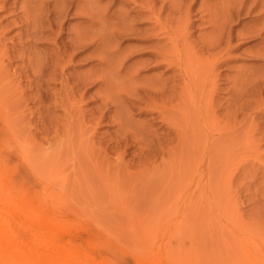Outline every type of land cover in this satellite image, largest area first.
Wrapping results in <instances>:
<instances>
[{
  "label": "rangeland",
  "instance_id": "obj_1",
  "mask_svg": "<svg viewBox=\"0 0 264 264\" xmlns=\"http://www.w3.org/2000/svg\"><path fill=\"white\" fill-rule=\"evenodd\" d=\"M156 1L153 57L146 0H0V187L95 260L264 264V0Z\"/></svg>",
  "mask_w": 264,
  "mask_h": 264
},
{
  "label": "bare ground",
  "instance_id": "obj_2",
  "mask_svg": "<svg viewBox=\"0 0 264 264\" xmlns=\"http://www.w3.org/2000/svg\"><path fill=\"white\" fill-rule=\"evenodd\" d=\"M56 1L57 0H55V3ZM64 1L65 0H63V2ZM58 3H61V1ZM59 5L61 4H58V6ZM154 5L155 0H146V5L140 6V10L134 11L135 14L128 15L130 18L132 17L131 20L134 21L135 17L138 18L143 14H147L149 15V18H144L147 19V21L145 22L149 23L150 26H145L144 23L143 26L141 24H133L132 22H130L131 24L128 23L129 26L126 28V30H129L128 32L126 31L128 34H135L131 35L132 37H129L139 43L138 45L141 46L140 49L144 50V53H149L153 57L156 53H158V48L156 49L152 46H159V43L162 39L159 37L158 38L161 40L155 38L157 41L154 42L155 40L153 39V41L151 38V36L153 35L152 30L155 31V28L161 30L163 28L160 14L154 10ZM170 6H173V3H170ZM54 8L56 9V6H54ZM160 8H165V4H163V6ZM85 12L84 15L89 16L85 14ZM126 13L127 12H125V14L122 13L123 16L119 17L120 19H122H119V26L122 21L127 22L125 19ZM92 18L94 20V17ZM122 24L121 28H119L118 26V30L122 29L123 27L125 29V26H122ZM221 27L223 26L218 27L220 31L217 29L219 32L222 31ZM124 29L121 32H123ZM154 35L152 37H154ZM162 37L165 38V36ZM80 38L86 39L84 38L83 34ZM83 42L84 40L82 41V43ZM88 43L89 42L87 40L85 46H87ZM80 46L81 48L84 47L81 43ZM148 47L150 48L148 49ZM144 48L147 49L145 50ZM162 56H164V54H162ZM161 58L163 59V57ZM10 188L8 185V189ZM72 235L73 227L71 226V223L69 224L67 221H65V219L63 220L56 215L45 214L35 208L27 206L24 203H19L18 201L11 199L10 195L2 187H0V264H109V262H106L107 257H101L100 260H95V256L93 257L92 255L93 252H90V250L87 247H84L80 242L77 243L73 239ZM256 247L258 248V246Z\"/></svg>",
  "mask_w": 264,
  "mask_h": 264
}]
</instances>
